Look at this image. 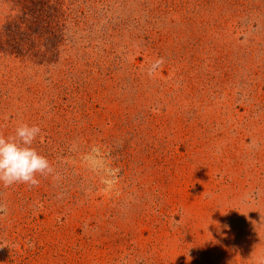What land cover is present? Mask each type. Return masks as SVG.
<instances>
[{"label":"rangeland","instance_id":"1","mask_svg":"<svg viewBox=\"0 0 264 264\" xmlns=\"http://www.w3.org/2000/svg\"><path fill=\"white\" fill-rule=\"evenodd\" d=\"M0 264H264V0H0Z\"/></svg>","mask_w":264,"mask_h":264},{"label":"clouds","instance_id":"2","mask_svg":"<svg viewBox=\"0 0 264 264\" xmlns=\"http://www.w3.org/2000/svg\"><path fill=\"white\" fill-rule=\"evenodd\" d=\"M40 131L38 126L23 124L15 137L0 135V181L5 187L17 183L35 186L39 183L37 173L43 176L51 172L48 159L31 147Z\"/></svg>","mask_w":264,"mask_h":264}]
</instances>
